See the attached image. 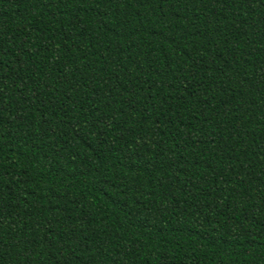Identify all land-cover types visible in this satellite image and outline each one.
Returning a JSON list of instances; mask_svg holds the SVG:
<instances>
[{
    "label": "trees",
    "instance_id": "obj_1",
    "mask_svg": "<svg viewBox=\"0 0 264 264\" xmlns=\"http://www.w3.org/2000/svg\"><path fill=\"white\" fill-rule=\"evenodd\" d=\"M0 264H264V0H0Z\"/></svg>",
    "mask_w": 264,
    "mask_h": 264
}]
</instances>
